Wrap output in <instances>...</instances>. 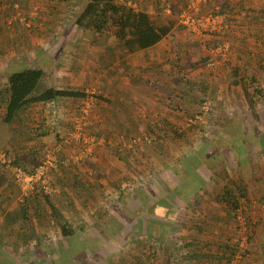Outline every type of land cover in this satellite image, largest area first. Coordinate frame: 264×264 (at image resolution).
Masks as SVG:
<instances>
[{
	"label": "rangeland",
	"instance_id": "1",
	"mask_svg": "<svg viewBox=\"0 0 264 264\" xmlns=\"http://www.w3.org/2000/svg\"><path fill=\"white\" fill-rule=\"evenodd\" d=\"M115 1L153 19L176 21L162 43L173 59L166 62L179 68L180 79L168 80L170 95L164 103L158 101L155 110L129 90L98 94L89 89L81 105L70 106L76 109L72 122L63 117L56 121L44 109L36 116L38 111L31 109L19 126L27 130V139L5 144L0 135V176L5 183L0 189V264H201L198 258L190 259L197 255V239L206 241L201 245L204 252L211 251L212 236L222 242L219 247L213 244L214 249L238 251L246 231L245 225L241 230L237 225L244 216L254 225L252 238L264 236V96L255 98L253 113L243 87L234 85L239 77H255L264 92V0ZM223 1L231 13L219 14ZM191 3L194 8L188 9ZM84 4L22 0L13 5L0 0V40L8 46V56L0 52V86L5 85L6 69L20 61L44 66L47 84L57 79L60 69L73 71L81 58L70 59L71 47L87 54L88 70L96 74L98 48L104 47L110 60V47L118 42L75 25ZM185 10L193 25L180 20ZM60 14L68 26L62 36L77 44L59 42L61 50L53 54L45 39L56 29L48 19ZM116 50L121 53L120 45ZM157 86L156 91H165L163 84ZM247 87L254 91V84ZM172 128L184 136L173 137ZM28 145L45 153L42 163L47 150L52 159L48 166L54 169L57 159L62 160L70 179L80 176L85 184H95L86 207L77 201L70 180L54 177L50 169L45 185L14 184V157ZM181 157L189 160L181 162ZM232 183L243 185L249 199L241 201L239 216L219 201L222 186ZM41 189L72 223L75 236L64 239L56 230ZM163 199L169 206L157 211L156 203ZM24 203L31 213L41 209L34 238L24 236L17 215Z\"/></svg>",
	"mask_w": 264,
	"mask_h": 264
},
{
	"label": "trees",
	"instance_id": "2",
	"mask_svg": "<svg viewBox=\"0 0 264 264\" xmlns=\"http://www.w3.org/2000/svg\"><path fill=\"white\" fill-rule=\"evenodd\" d=\"M13 5L21 4L22 0H7ZM53 2H65L66 0H50ZM85 2L83 9L79 12L75 25L81 31H89L99 35L109 36L115 39L120 45L121 52L124 55L134 54L139 51L148 50L162 40H164L173 30L176 21L170 18L157 17L153 19L150 14L141 10H135L125 4H118L115 0H78V3ZM232 7L228 5V2L223 1L220 5L219 14L226 12H232ZM54 12V11H53ZM181 13V11H180ZM264 18V17H263ZM49 23L51 21L49 20ZM259 57V59H261ZM261 62H264L263 60ZM260 62V63H261ZM6 69V82L4 86H0V135H2L3 143H9L16 138L27 139L29 134L20 126V121L26 112L31 110L34 106L43 105L48 107L50 104H60L63 101L69 100H83L87 98V95L81 91H75L70 89H59L54 86H49L45 83L44 68L36 65L26 64L8 67ZM43 83V85H41ZM248 84H254V91L251 93L248 89ZM234 85H241L243 87V93L248 104V108L251 112L255 113V98L257 96L263 97L264 92L258 87L259 83L255 77H239L234 81ZM100 98L99 96H97ZM173 137L180 139L181 134L176 129L171 130ZM56 138L60 139V135L56 133ZM58 139V140H59ZM61 140H59L60 142ZM45 158L43 151L33 149L32 146H27V151L23 152L20 156L14 157L13 164L15 166H23L26 171H30L36 167L42 165V161ZM188 157H181V162L188 161ZM59 161V162H58ZM46 166L45 171L49 174H53L54 177L70 180L69 184L76 193L77 201L82 203V206L86 207L90 197L93 198V190L95 184H85L83 179L79 176L65 175V168L63 161L57 159L56 167ZM52 168V169H51ZM52 172V173H51ZM59 172H61L59 174ZM73 173V172H72ZM0 176V189L5 184L1 180ZM14 182V181H13ZM15 184V183H14ZM42 198H44L46 205L49 209V218L53 221L56 230L60 233L62 238L70 239L75 236V230L72 223L63 215V213L51 202V196L41 189ZM219 201L223 202L228 209L229 213L239 216V209L242 205L241 201L248 202L247 191L241 184L232 183L230 186L225 184L222 186V191L218 195ZM37 199V197H35ZM164 199L158 201L156 204L157 211L160 208L167 209L169 206ZM156 210H154L156 212ZM41 209L36 208L32 213L24 203L21 210L17 213L20 215L22 225L25 227L24 236L27 238H34L37 224L35 218L40 214ZM151 214V213H150ZM246 231V244H250L252 240L253 227L249 223V219L244 216L243 218ZM142 221V220H141ZM154 220L149 221V227ZM38 222V221H37ZM165 226V224H160ZM252 226V227H251ZM237 227L240 229L238 222ZM13 228V226H12ZM237 228V229H238ZM252 229V230H251ZM241 230V229H240ZM222 248V247H221ZM226 251L209 254L204 253L202 256H192L190 259L200 258L203 264L216 263V260L221 263L224 260V264H232V260L236 255L237 248L229 249L225 247ZM228 250V251H227ZM246 249L242 255V259L238 264H243L248 254ZM4 263H7L4 261Z\"/></svg>",
	"mask_w": 264,
	"mask_h": 264
},
{
	"label": "crops",
	"instance_id": "3",
	"mask_svg": "<svg viewBox=\"0 0 264 264\" xmlns=\"http://www.w3.org/2000/svg\"><path fill=\"white\" fill-rule=\"evenodd\" d=\"M58 9L61 10L62 8L58 7ZM61 14H60V17H52V20H50L51 21L50 26L52 30L56 29V32L54 33V35L49 33L50 35H47L45 39V40H48L49 45H47V47L49 48V50H51V53L53 54L56 53L55 52L56 50H61L58 48L60 47L59 42H60V45L62 42L65 44V46L67 45L70 46V44L72 43L74 45L77 44L74 41L72 42L70 38H67L66 36H62V32L64 33V27H68V26L66 25L67 23L63 22L65 19L61 17ZM54 19H56V21ZM49 28L50 27H48V29ZM77 39H81V38L79 37ZM163 41L164 40H162L156 46L148 50L139 51V52H136L134 54H129V55H124V53L123 52L120 53V51H118L120 54L117 53L116 48L119 45L118 44L114 45L110 47L112 51L111 52L112 54L110 55L112 58L110 60L109 58H106L105 56V48L99 47L96 52L97 54L96 60L99 61L96 65V72L97 73L99 72V74L96 73L97 75L88 70L87 54L83 50H81L79 47H76V48L71 47L70 50L67 51V53H70L71 55H74V56H72L70 59L79 60V58H81L80 64L77 65V63H75L73 65L74 67L73 71L72 69L68 70L66 68L60 69V72L57 75V79H50L48 85L54 86L59 89H64V90L70 89V90H75V91H81V92H84L86 95L89 94L88 93L89 89L96 90L98 94L103 93V92L114 93L115 91L118 93L126 94V92L129 90L137 94L141 99L148 102L150 107L155 110L158 104L157 102L159 101L161 103H164L166 100V97L170 95V91L167 90L168 87L166 86V84L168 83V80L170 81V79H180L178 78L179 68L178 67L174 68V66L172 65L168 66L169 62H166L167 60H173V59H168V58H171V55L169 54V50L166 47V45L162 43ZM3 44L4 43H2L0 40V45H1L0 52L1 53L3 52L2 54L8 56V52H7L8 46L3 45ZM110 48H108L107 50L109 51ZM39 51L40 50H37V52ZM5 61L7 62L9 60L5 59ZM24 62L26 64H29L31 62L34 63V61L29 62L28 60H25V61L17 62L16 65H19V66L25 65L23 64ZM32 65H35V63ZM37 66L44 67L40 65H37ZM10 67H13V66H10ZM53 68L56 69L57 67L54 66ZM75 68H76V71L74 72ZM109 76H113V78L108 79ZM89 77H91V79ZM122 77H125V78L127 77L130 79H120ZM159 83H161V85L163 84L164 86H166L165 91H156L155 88H153V87H158L157 85ZM148 85H150V87H148ZM126 86H128L129 88ZM79 101L80 100L63 101L62 106L63 104H65L63 107L61 106L59 102L56 105L50 104L47 108L44 107L43 105H37V106H34L32 110L36 109L38 111L37 112L38 114L36 116H41V112L43 113V109H44L45 111L44 113L50 116H56V121L58 118L63 117L64 118L63 121L72 122V120H74L73 117H75L74 113L76 112V109L72 110L70 106L73 105L74 107L77 105L78 106L81 105L82 102H79ZM1 113L2 112H0V114ZM46 136H48V139L50 138L52 139V137L49 136L48 134ZM51 142L52 141H50V143ZM259 232H262V231H259ZM209 239H210V243L212 244V248H211V251H208V252H204L201 250L202 248L201 245H203V243H205L206 241H204L202 238L197 239L196 244H197L198 250L196 252L198 256H202V254L204 253H209V254L217 253V250L213 248L214 246L213 244L219 247V245L222 244V242L220 241L221 239L218 238V236H212V237H209ZM248 246H249V253L246 256V259L243 264H264V236L259 235L257 237L252 238ZM220 250H223V249H220ZM198 260L200 261L201 264L203 263L200 258H198ZM212 264H224V262L219 263L216 260V263H212Z\"/></svg>",
	"mask_w": 264,
	"mask_h": 264
},
{
	"label": "built area",
	"instance_id": "4",
	"mask_svg": "<svg viewBox=\"0 0 264 264\" xmlns=\"http://www.w3.org/2000/svg\"><path fill=\"white\" fill-rule=\"evenodd\" d=\"M197 1H203V0H197ZM190 8H194V3H191L190 6L188 7V9ZM186 11L188 12V10H185L183 13H181L179 15L180 20H182L183 24L188 26L189 25H193V21L191 19H189V17L186 14ZM224 50V49H223ZM210 65L213 66L214 63L210 62ZM46 152V160L42 163V165L40 167H36L28 172L24 171V169L20 168L19 166H12L11 167V171H12V176H13V180L16 184V186L20 187V188H25L24 186L28 185V184H32V185H37V184H41V185H45L47 183V176H45V167L48 165L52 164V159L50 157V155H48V151L45 150ZM30 190H33V187H30ZM239 225H240V229L242 228L244 224L243 220L241 221L240 218L238 220ZM243 228L245 229V227L243 226ZM246 245V246H245ZM240 249L237 251L235 257L232 260V264H238V262L242 259V255L244 253V251L246 250L247 244H246V237L242 238L240 245H239Z\"/></svg>",
	"mask_w": 264,
	"mask_h": 264
}]
</instances>
